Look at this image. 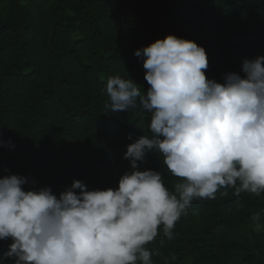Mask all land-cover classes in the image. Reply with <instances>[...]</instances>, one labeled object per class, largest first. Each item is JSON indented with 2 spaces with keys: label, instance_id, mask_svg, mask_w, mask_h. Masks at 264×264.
Returning <instances> with one entry per match:
<instances>
[{
  "label": "trees",
  "instance_id": "1",
  "mask_svg": "<svg viewBox=\"0 0 264 264\" xmlns=\"http://www.w3.org/2000/svg\"><path fill=\"white\" fill-rule=\"evenodd\" d=\"M169 34L205 48L209 79L244 76L243 61L264 55V0H0V178L24 175L26 190L57 196L74 180L118 187L127 146L152 135L151 113L109 112L107 79L131 78L146 94L134 52ZM162 160L149 153L140 170L161 171L174 191L183 181ZM216 195L194 200L172 239L161 226L146 245L155 264H264V193ZM10 243L0 241L7 264Z\"/></svg>",
  "mask_w": 264,
  "mask_h": 264
},
{
  "label": "clouds",
  "instance_id": "2",
  "mask_svg": "<svg viewBox=\"0 0 264 264\" xmlns=\"http://www.w3.org/2000/svg\"><path fill=\"white\" fill-rule=\"evenodd\" d=\"M134 55L150 87L144 94L131 78L111 76L105 108L147 110L151 137L127 146L131 170L116 188L74 180L57 196L50 186L26 190L24 175L0 178V241L12 240L3 254L12 264H155L146 245L161 226L172 239L194 200H215L227 188L264 193V55L245 59L244 76L227 72L222 83L206 76L209 57L194 40L169 34ZM149 153L182 179L174 191L161 171L140 170Z\"/></svg>",
  "mask_w": 264,
  "mask_h": 264
}]
</instances>
